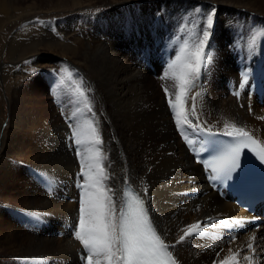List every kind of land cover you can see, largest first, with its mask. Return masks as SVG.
Masks as SVG:
<instances>
[{
    "label": "bare ground",
    "instance_id": "bare-ground-1",
    "mask_svg": "<svg viewBox=\"0 0 264 264\" xmlns=\"http://www.w3.org/2000/svg\"><path fill=\"white\" fill-rule=\"evenodd\" d=\"M103 3L111 5L110 17L130 12L112 0ZM130 7L143 8L137 23H133L135 17H128L122 24L121 17L115 16L109 18L110 28L82 26L78 45L51 36L20 49L40 63L42 56L50 54L42 52L45 48H61L64 61L77 70L91 111L79 96L78 106L68 108L64 117L57 113L46 119L44 103L50 97L31 89L25 90L30 95L25 100L16 89L17 101L28 105L12 121L15 141L10 143L5 135L0 138V222L9 219L4 231L0 229V264H87V252L75 239V231L78 185L83 182L79 153L86 155L91 145H75V149L72 137L85 121L94 124L103 141L98 147L109 176L105 183L114 193L117 212L123 185L131 181L145 194L181 264H220L229 250L238 253V264H264L262 253L253 247L256 230L240 232L245 216H251L205 185L201 167L183 143V138L193 139L190 125L178 124L176 110L168 103L169 95L175 100L176 81L162 79L184 45L191 50L208 30L206 63L185 97L191 125L226 131V123L234 124L264 141V109L245 91L246 79L264 66V0H143ZM81 16L89 20L92 15ZM209 16L211 29L207 28ZM61 29L65 34L72 32ZM52 94L57 108L60 103L75 102L71 95ZM20 169L25 170L23 175H18ZM222 221L230 226H221ZM197 222L205 234L180 241L183 230ZM71 225L74 232L64 234ZM211 248L216 252L207 251Z\"/></svg>",
    "mask_w": 264,
    "mask_h": 264
},
{
    "label": "snow or ice",
    "instance_id": "snow-or-ice-1",
    "mask_svg": "<svg viewBox=\"0 0 264 264\" xmlns=\"http://www.w3.org/2000/svg\"><path fill=\"white\" fill-rule=\"evenodd\" d=\"M212 26L213 19L209 16L207 28L211 29ZM209 35V31L205 30L202 38L191 47V50L190 46L185 44L180 55L169 65V70L162 77V79L176 81L175 100L169 95L168 103L176 110L178 124L191 125L184 108L185 97L193 80L206 63L205 45ZM63 71L71 80V73L67 69ZM164 91L166 94L169 92L167 87ZM75 92L84 100V107L91 111L84 89L76 85ZM192 115H195L194 106ZM225 129L224 134L233 137L236 142L215 162L209 164L214 173H230L239 168L243 149L255 152L259 160L264 162V145H261L243 128H238L234 124L226 123ZM72 137L75 138L77 145H91L86 149V155L79 153L81 155L80 176L83 182L78 185L81 189V196L79 226L75 231V239L87 252V264H177L169 251L170 246L153 227L143 199L126 192L124 193L125 200L117 212V204L113 199L114 193L105 183L109 176L103 165V154L98 147L103 141L94 124L91 121H85L82 126H77L73 130ZM233 223L239 224L240 222L234 221ZM221 226L229 227L230 225L227 221H222ZM193 234H205L200 222L184 229L179 239L183 241ZM248 248H252L251 243L248 244ZM237 256L238 253L229 250V254L220 261V264H238ZM245 259L249 258L245 257Z\"/></svg>",
    "mask_w": 264,
    "mask_h": 264
},
{
    "label": "rangeland",
    "instance_id": "rangeland-1",
    "mask_svg": "<svg viewBox=\"0 0 264 264\" xmlns=\"http://www.w3.org/2000/svg\"><path fill=\"white\" fill-rule=\"evenodd\" d=\"M9 1L4 0L2 3L0 1V138L5 135L7 139L9 138V142L13 143L16 139V130L12 121L16 112L22 110L25 104L28 105L27 101L23 104L19 103L17 99L23 96L24 99L26 98L25 100H28L27 97H30L25 90H36L37 92H43L44 98L48 99L50 97L48 100L45 99L46 102L44 103L47 105L46 112L44 111L45 115L47 114L46 119H50L51 116L54 118L57 113L64 117L68 112V108H76L80 100L79 95L75 92V86L80 85V83L78 84L77 70L72 69L70 64L64 61V55L61 56L63 50L59 47L49 50L45 48L42 52L45 51L50 54L42 56L40 58L42 62L39 63L28 54L25 55L28 52L20 50L25 43H33L34 40H43L45 37L49 39L54 37V40L57 39L62 43L78 45V40L76 39L82 37V34H80L82 26L92 27L97 25L110 28L111 21L109 18H115V16L121 17L120 21L122 24L128 21L126 20L128 17H131L132 20L135 17L133 23H137L141 19L139 11L143 8L134 9L130 6L134 2L139 4L143 0H112L117 7L121 9L127 7L130 12H113L115 16L111 17L108 15L112 13L107 15L111 5L104 4L103 0H19L18 3L11 5ZM82 7L84 8L83 10ZM82 14H90L92 16L89 17V20H84L83 16H81ZM96 17L98 19L93 20ZM154 25L157 26V23L155 22ZM61 27L71 29L72 32L65 34ZM16 45L20 46V48L18 46V51ZM13 46L16 47L14 48ZM169 63H171V59H169ZM64 69L71 73V80L67 78L63 71ZM17 88L21 91L19 97L15 94ZM55 91H59L64 95H71L75 98V102L60 103L59 108H57V101L52 94ZM50 104L56 109L51 110L48 106ZM66 105L67 107H65ZM45 108L43 106V109ZM10 122L13 124L11 125ZM75 145L77 146V144H74V148L77 149ZM24 171L20 169L18 175H23ZM13 192L14 186L10 187L11 195H13ZM9 201L11 203L15 202L11 198ZM17 203L19 202L17 201ZM9 216L11 217V214ZM8 220L5 219L0 222L2 231L6 228ZM207 251L212 254L216 252V249L211 248L210 250L207 249Z\"/></svg>",
    "mask_w": 264,
    "mask_h": 264
}]
</instances>
